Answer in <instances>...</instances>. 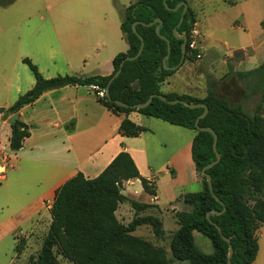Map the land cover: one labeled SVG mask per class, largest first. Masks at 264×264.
I'll use <instances>...</instances> for the list:
<instances>
[{
    "label": "trees",
    "instance_id": "16d2710c",
    "mask_svg": "<svg viewBox=\"0 0 264 264\" xmlns=\"http://www.w3.org/2000/svg\"><path fill=\"white\" fill-rule=\"evenodd\" d=\"M15 0H0V6L12 4ZM186 0H167L174 9ZM184 7L178 12L169 11L164 0H138L130 5L123 17L122 31L129 43L127 53H120L113 60L111 76L79 77L57 76L45 79L38 67L26 58L23 60L32 71L36 84L8 109L0 108V114L12 116L26 105L33 104L44 93L66 87H86L107 90L109 81L120 69L127 57H135L141 48V40L133 32V25L139 23L137 32L144 38L145 49L135 61L126 62L120 76L111 84L110 95L100 98V104L112 114L123 117L119 134L134 138L146 131L132 122L128 116L138 112L196 133L192 143V157L201 179L202 190L187 193L178 199L188 210L175 212L179 230L172 236L170 251L175 260L189 264H228L230 245L234 249L232 264H253L258 256V231L264 225V63L259 68L240 73L241 77H261V100L254 114H248L242 107L213 91L203 98L165 94L162 84L177 71L173 68L182 59L183 41L175 38L174 29L180 22ZM161 19V34L156 27L148 26ZM196 23L189 8L183 24L178 28L180 36H190ZM264 25V23H263ZM189 44L185 61L189 59ZM166 66L164 59L168 56ZM152 95H163L169 101L184 100L191 104H206L208 115L200 120L201 128H212L218 135L217 150L221 161L207 171L212 177L214 195L209 189L202 170L216 160L214 135L196 127L197 119L204 108L190 109L182 104L171 105L159 98L144 109L135 106L146 103ZM117 101L128 107L117 105ZM31 136L30 127L20 121L12 124L10 149L13 152L23 148L24 141ZM131 180H140L144 192L150 197L157 195L153 182L141 176L134 160L127 152H121L112 163L95 179H87L82 173L64 183L57 191L51 208L52 222L44 239L41 252L29 264H172L167 250L162 246L136 236L139 227H151L158 240L165 238L163 222L153 215L141 216L153 205L130 200L123 194V185ZM131 203L136 214L131 223L123 224L116 216L121 204ZM225 209V211H224ZM212 214L211 221L207 214ZM224 211V212H223ZM220 227L221 231L217 229ZM196 234L207 238L213 254L204 253L196 243ZM228 239L230 244L224 239ZM24 249V241L16 246V252Z\"/></svg>",
    "mask_w": 264,
    "mask_h": 264
},
{
    "label": "crops",
    "instance_id": "0c3cea01",
    "mask_svg": "<svg viewBox=\"0 0 264 264\" xmlns=\"http://www.w3.org/2000/svg\"><path fill=\"white\" fill-rule=\"evenodd\" d=\"M137 1L122 6L119 24L101 25L98 49L108 48L110 52L106 63L97 61L93 69L104 66V74L88 76L86 69L90 64L87 62L78 68H73V64L67 62L68 68L82 73L79 77L111 76L114 58L120 53H127L130 48L121 25L126 9ZM35 84V77L27 81L26 87L21 86L19 75L6 80L7 98L4 102L0 101V108L13 106ZM229 86L230 92L221 95L233 106L242 107L250 115L254 114L255 111L249 113L248 110L258 97L255 96L259 92L258 81L256 92L248 90L246 84L240 88L238 84ZM11 87L16 88V96H11ZM236 88L239 94L235 92ZM206 96L207 93L200 98ZM12 116L6 118L0 114V162L4 164L5 159L10 157V166L4 180L0 181V264H17L26 249L34 244L33 237L37 234L43 237L49 231L56 191L64 183L79 173L87 179L97 178L121 152L130 154L141 176L153 182L157 189V195L150 197L144 192L140 180H131L124 183L123 194L132 201L153 205L140 215L159 217L163 222L165 237L167 226L168 231L176 233L179 230L175 212L188 210L178 199L187 193L202 190L192 157L194 131L132 112L128 118L146 131L138 137H123L119 134L123 117L112 114L100 104L94 90L90 88L66 87L46 92L33 104L24 106L17 120L30 127L31 136L14 156L2 150L4 146L10 148ZM153 210L156 213L150 212ZM135 214L136 210L129 202L121 204L116 212L117 218L125 225L132 222ZM149 233L154 237L151 230ZM21 240L25 243L24 249L17 253L14 246ZM258 241L259 252L253 264H264V225L258 231ZM5 243L10 246L9 252L4 249ZM22 261L23 264H29L30 259L28 262Z\"/></svg>",
    "mask_w": 264,
    "mask_h": 264
},
{
    "label": "rangeland",
    "instance_id": "374dc122",
    "mask_svg": "<svg viewBox=\"0 0 264 264\" xmlns=\"http://www.w3.org/2000/svg\"><path fill=\"white\" fill-rule=\"evenodd\" d=\"M134 1L15 0L13 4L0 7V101L4 102L7 98L6 80L19 75L21 86L26 87L27 81L34 79L30 68L23 63L25 58H29L45 78L51 76L48 79L59 75L82 76L79 71H73L77 69L68 68L67 62L73 64V68L87 62L90 64L86 69L88 76L104 74V66L93 69L97 61L106 63L110 52L108 48L98 49L101 25L119 24L122 6ZM186 2L196 19L188 39L196 42L202 58L198 59L195 53L189 51L190 58L162 84V92L201 99L200 96L213 91L224 97L221 94L230 92L229 85L238 84L240 88L246 84L248 90L256 92L258 81L259 92L258 95L255 93L258 97L248 110L252 113L261 100V77L247 78L239 74L257 69L264 63V0ZM195 31L197 33L194 34ZM10 92L11 96L17 95L14 87H11ZM235 92L240 93L237 88ZM2 150L7 155L17 154L8 146L2 147ZM0 164L4 165L2 162ZM150 212L156 213L155 210ZM142 227L137 230L136 236L164 247L168 257L173 260L172 264H189L177 261L172 256L170 242L175 231H168L167 226L166 237L158 240L149 233L150 230L153 233L151 227ZM47 232L43 237L40 234L33 237L34 244L26 249L23 260L28 262L32 256L38 258ZM196 237L197 245L204 253H214L207 238L201 234H196ZM4 249L9 252L8 243H5ZM22 259L17 264H23ZM60 261L61 264H67L61 258Z\"/></svg>",
    "mask_w": 264,
    "mask_h": 264
},
{
    "label": "water",
    "instance_id": "95a60500",
    "mask_svg": "<svg viewBox=\"0 0 264 264\" xmlns=\"http://www.w3.org/2000/svg\"><path fill=\"white\" fill-rule=\"evenodd\" d=\"M164 4H165V7H166L169 11H173V12H178L179 9H180L181 7H184V11H183V13H182V16H181L180 22H179V24L177 25V27L174 29V36H175V38H177V39L183 41V46H182V59H181V62L179 63L178 66H176L175 68H173V70H177V69H179V68L183 65V63H184V61H185V58H186V55H187V43H188V37H187V36H180V35L178 34V31H177V30H178V28H179V27L183 24V22H184L185 15L187 14L188 9H189V5H188L187 2H184V3L179 4L176 8L172 9V8H170V7L168 6V4H167V0H164ZM138 24H139V23L137 22V23H135V24L133 25V32H134L136 35H138V37H139L140 40H141V48H140V51L138 52V54H137L135 57H127L126 59H124V60L122 61L121 65H120V69L115 73V75H114V76L112 77V79L109 81V84H108V87H107V90H106V97H107L109 100L111 99V95H110V86H111V84H112V83H113V82H114V81L120 76L124 64H125L126 62H131V61H135V60H137V59L142 55V53H143V51H144V49H145L144 38H143L142 36H140V35L138 34V32H137V26H138ZM155 24H158L157 27H156V32H157V34L160 36L161 39L165 40V41L167 42V44H168V50H169V55H170V53H171V43H170V40L161 34V24H162V20H161V19H156L155 21H153L152 23H150L148 26H154ZM169 55L165 57L164 62H163V63H164V66H165L166 68H167V66H166V62H167V59H168ZM167 69H169V68H167ZM156 97L159 98V99H161V100L164 101V102H167V103L171 104V105L182 104V105H184V106H186V107H188V108H190V109H199V108H204V109H205L204 113H203V114L197 119V121H196V127H197V129H199V130H201V131H207V132H210V133H212V134L214 135V145H213V148H214V152H215V155H216V160H215L214 162H212L211 164L207 165V166L202 170V175H203L204 177H206L207 182H208V185H209V189H210V191L212 192V194L214 195V192H213V185H212V177H211L210 175L207 174V171L210 170L211 168H213L215 165H217V164L221 161V156H220V154L218 153V150H217L218 135L216 134V132H215L212 128H201V127L199 126L200 120L204 119V118L208 115V113H209V108L207 107L206 104H191V103H188V102H186V101H184V100H180V99L173 100V101H169V100H168L165 96H163V95H152L146 103H144V104H139V105L135 106V109H144V108L148 107V106L153 102L154 98H156ZM116 103H117V105H119V106H122V107H128L127 104L122 103V102H120V101H117ZM18 117H19V113L14 114V115L10 118V122H11L12 124H14V123L17 121ZM214 197H215L218 201H220L215 195H214ZM224 211H225V209H224ZM224 211H223V212H224ZM212 214H221V213L216 212V211H212V212L208 213V214H207V219H208L209 221H211V215H212ZM216 227H217V229H218L219 231H221V229H220L219 226L216 225ZM224 239L230 244V241H229L228 239H226V238H224ZM233 254H234V249H233V247L230 245V251H229V255H228V264H232V257H233Z\"/></svg>",
    "mask_w": 264,
    "mask_h": 264
},
{
    "label": "built area",
    "instance_id": "2783aa9c",
    "mask_svg": "<svg viewBox=\"0 0 264 264\" xmlns=\"http://www.w3.org/2000/svg\"><path fill=\"white\" fill-rule=\"evenodd\" d=\"M194 34L197 33L196 31L193 32ZM193 37V36H192ZM194 39V38H193ZM188 44H189V51H191L192 53L196 54V57L198 59L202 58V54L201 51L199 50V48L196 45V42L194 40L189 41L188 39ZM94 90L98 91V96L100 98H105L106 97V92L100 90L98 87H94ZM10 157L5 159L4 165L0 166V181L4 180L6 172H7V168L10 166Z\"/></svg>",
    "mask_w": 264,
    "mask_h": 264
},
{
    "label": "flooded vegetation",
    "instance_id": "af4514ba",
    "mask_svg": "<svg viewBox=\"0 0 264 264\" xmlns=\"http://www.w3.org/2000/svg\"><path fill=\"white\" fill-rule=\"evenodd\" d=\"M187 45H188V43H187Z\"/></svg>",
    "mask_w": 264,
    "mask_h": 264
}]
</instances>
